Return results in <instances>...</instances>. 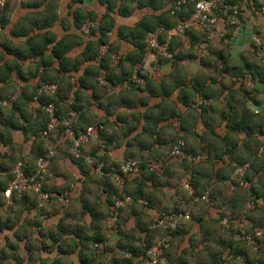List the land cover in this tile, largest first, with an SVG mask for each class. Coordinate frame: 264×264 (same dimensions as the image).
I'll list each match as a JSON object with an SVG mask.
<instances>
[{"label": "crops", "instance_id": "1", "mask_svg": "<svg viewBox=\"0 0 264 264\" xmlns=\"http://www.w3.org/2000/svg\"><path fill=\"white\" fill-rule=\"evenodd\" d=\"M147 1L133 2L125 17L113 0L110 50L102 46L94 58L93 47L87 60L82 55L99 36L104 0H8L0 7V195L18 162L52 151L47 185L55 197L43 203L32 192L13 195L9 209L0 211V264H141L139 252L162 239L168 247L161 264H264V67L255 63V39L244 47L248 38L234 36L248 22L255 25L252 9L244 7L241 26L217 17L209 32L191 28L192 45L175 40L174 59L155 62L152 55L138 58L137 47L117 36L121 27L168 13L161 0ZM101 58L111 81L104 88L96 75ZM136 66L146 80L141 88L126 81ZM71 106L79 111V131L96 122L102 130L83 145L79 163L71 158V142L42 134L50 108L60 122ZM101 138L109 144L106 170L140 163L123 188L88 164L96 161ZM180 140L186 153H206L209 160L173 159L150 178L144 165L167 157ZM241 164H249L246 189L234 177ZM189 176L195 192H210L208 203H190L183 188ZM175 207L191 212L178 231L150 229ZM113 212L117 223L109 228ZM241 230L253 233L256 248ZM125 247L139 255L126 257Z\"/></svg>", "mask_w": 264, "mask_h": 264}, {"label": "built area", "instance_id": "2", "mask_svg": "<svg viewBox=\"0 0 264 264\" xmlns=\"http://www.w3.org/2000/svg\"><path fill=\"white\" fill-rule=\"evenodd\" d=\"M8 0H0V7H4ZM250 1L251 5L256 4L261 12H264V0H163L165 5L168 6V11L171 15L176 16L183 11L185 7L192 8V14L188 20L181 21L178 20L177 24L170 30H165L163 27H158L153 31L147 33L144 40V50L146 55H152L155 62H158L160 57L167 59L172 58V54L169 52L170 43L174 38H178L181 41L183 47L190 46L188 30L191 28H200L204 32H208L213 24L216 22L217 16L216 12L222 14V16H228L229 14L233 16H238L241 13V5L246 4ZM230 15V16H231ZM139 66L135 67V71L128 78L127 82L133 88H141L146 85V80L143 76L139 74ZM97 82L101 86H107L108 83L105 79V72L100 71ZM43 90L50 89L55 91L54 87L42 88ZM0 105L2 103L0 102ZM49 114L51 116V122L48 125V129L43 133L44 136H48L59 126V120L53 116L54 109L50 108ZM79 113L72 110L70 111L67 119L65 120L64 136L71 141L70 154L73 158L79 159L82 156L83 145L89 142L91 136H95L98 132L96 127H89L84 132L75 134L74 125L78 119ZM172 125L174 123H171ZM178 128V123L175 124ZM185 142L180 140L170 149L169 155L167 157L150 159L147 162L149 171L153 174H160L165 168L169 166L173 159H186L190 163H200L206 161L208 155L206 153L202 154H186L185 152ZM109 149V144L107 140L101 138L98 142V149L96 152V159L94 162L92 159H88V164L92 167L93 172L103 176L104 175V162L103 158ZM259 156L264 159V151L260 150ZM53 158V152L49 151L45 157L38 158L36 162V171L34 176H26L23 171V165L18 162L14 168L15 178L11 181L3 193L4 201L0 205V211H7L11 206V198L13 193H22L29 190H33L38 194V198L41 202L46 203L49 200L48 193L42 192V187L46 180L49 172V161ZM249 168V164H244L238 166L235 169L234 177L238 180V186L242 188L248 187V182L245 180L246 172ZM140 172V163L136 160H127L117 167H112L109 171V175L115 180L116 185L119 188H123L126 179L129 175H137ZM191 176L187 177L183 184V188L189 192L191 196V202H209L210 192L206 190L202 195H195L193 188L190 185ZM127 202H131L129 197L126 198ZM120 205V204H118ZM190 210L178 207L176 212H163L160 213L157 219L151 224L150 229L156 230L160 229L165 232H176L179 230L180 225L183 221L189 220ZM117 223V213L113 212L108 220L109 228H114ZM243 224H247V220L243 217ZM241 236L245 239L248 244L256 248V242L247 234L245 230H241ZM259 234H256L258 236ZM168 247V242L165 239L155 242L151 247H149L143 259V264H161V259H163L164 252ZM126 257H131L132 254L127 250L125 251Z\"/></svg>", "mask_w": 264, "mask_h": 264}, {"label": "trees", "instance_id": "3", "mask_svg": "<svg viewBox=\"0 0 264 264\" xmlns=\"http://www.w3.org/2000/svg\"><path fill=\"white\" fill-rule=\"evenodd\" d=\"M119 1H120L121 4L118 7V13H119V15L125 16V17L128 16V15H130L133 12V10H134L133 5H132L133 2H137L136 7H140L141 4L144 5L143 2H142L144 0H119ZM161 1L163 2V0H161ZM104 2L106 3L107 12H106V14L103 15V17H102V19H101V21L99 23L98 31H97L99 33V36L97 37V39L94 42H91V43L88 44V46L86 48V51L82 55V57L84 59H86V60L88 59L87 56H88V54H90V52H91V50H92L93 47H95L97 49V51L95 52V57L94 58H98V56H99V52L98 51H99L100 47L107 46L108 47V50H110V46H109V43H108V33L112 31V29L114 27V24H115V21H114L112 15L110 14V12L113 11V9L115 8V3L113 2V0H104ZM147 3L149 4L150 2L147 1ZM163 4L165 5L164 2H163ZM253 7L256 8V9H260L256 4H254ZM191 14H192V8L189 6V7L183 8V11L180 12L179 14H177L176 16L171 15L169 11H168V13L163 14V15H160V16L150 15V16H147V17L142 18L133 28H125V27L119 28L118 29V32H117V36H118V38L120 40H124V41H126V42H128V43H130V44H132L134 46H136L137 47V51H138L136 54H137V57L140 58L141 56H144V54H145V50H144V40H145V37H146L147 33H149L150 31L155 30L158 27H163L165 30H170V29H172L177 24L178 20H181V21L188 20ZM92 15H93L92 13H88V14H86V17L92 19ZM230 15L231 14H229L228 16H230ZM216 16L219 17V18H223V19H227L226 17H228V16H222V14L219 13V12H216ZM237 17H238L239 20L242 19V17H240V15H238ZM187 34L189 35V40H190V43L192 45V37L190 35L191 34L190 33V30H188ZM175 40H177L178 45H180V46L182 45L180 39L174 38L172 40V42H174ZM172 42L170 43V46H169V52L171 54L173 53V50H174L173 45H171ZM173 57L174 56L172 54V58L170 60L174 59ZM162 59L163 58L160 57L159 58V61L161 62ZM164 59H166V58H164ZM166 60H168V59H166ZM102 62H103V59L100 60V63L98 65V67H97L96 75H99L100 70L105 69V67L102 64ZM105 79H106L107 83L110 84L111 81H110V79H109V77L107 76L106 73H105ZM126 81L124 79L120 83H124ZM104 87H106V86H103V88ZM72 110H74V111H76V112L79 113V111H78L77 108L71 106V108L68 109V115H69L70 111H72ZM68 115H67V117H68ZM53 116L59 119V117H58L55 109H54ZM66 119H61L60 118V124H59V126L57 127V129H55L51 133H56V135H58V136H61L62 135L63 138L65 139V141L71 142L69 139H67L64 136V129H65V126L64 125H65V120ZM97 124H98V122H96L94 124L95 127H97ZM99 127L100 126H98L97 129H98L99 135L101 136L102 130H100ZM47 129H48V126H46L44 128V131L42 132V134ZM86 129L84 131H86ZM74 131H75V134L76 135H78V133H80V132H84V131H79L77 129V127H75V125H74ZM47 153H48V151H46V152H39V153L36 151L35 152V156L33 157V161L32 162H27L26 160H21L20 161L22 163V165H23V171L26 174V176H34L35 175L36 162H37L38 158L45 157ZM186 154H188V153H186ZM71 158L76 163H79V162H83L84 161V158L83 157H81L79 159H75V158H73L71 156ZM94 158H96L97 160H99V158L96 157V156ZM52 159L49 161V166H50V163H51ZM101 159L103 160L104 157L101 158ZM180 160L188 162L186 159H180ZM207 160H209V158H207ZM262 160L264 161V159H262ZM191 164H194V163H191ZM144 168H145V170H146V172H147V174H148V176L150 178H154V177H156L158 175V174H153V173H151L149 171V168H148L147 163H146V167L144 165ZM165 170H166V168L164 169V171ZM109 171H110L109 169L106 170L104 168V173H105L106 176H108ZM105 175H103V176H105ZM14 178H15V174H14V171H13V176L10 179V182L13 181ZM247 179L248 178H247V173H246L245 180L247 181ZM189 183H190V185H191L192 188H195V185H193L192 179L190 180ZM7 187L8 186L5 185L2 188V190H1L0 205L2 204V202L4 200L3 193L5 192V190L7 189ZM239 188L245 189V188H242V187H239ZM41 191L44 192V193H48L49 200H48L47 203H50L53 199H55L54 194L48 188V185H47V177H46V180L44 182V185H43ZM29 192L34 193L35 196H36V198L39 200L38 194L35 191H33V190H29V191H26V192H22L20 194H24V193H27L28 194ZM204 192H202V193L199 194L198 192H195L194 191L195 195H202ZM15 194L17 195L19 193H13L12 194V197H14ZM176 211H178V207L173 208L170 212H176ZM246 216L248 217L247 213L244 212V218L245 219H246ZM166 233L167 234H171L169 232H166ZM172 233H174V232H172ZM250 235L255 240V236L253 235V233L252 234L250 233ZM146 245L147 246H145L143 248V250L141 252H139L140 255L137 252H134L133 248H131V247H125V251L128 250L132 254L131 258L134 257L135 255H139L141 257V259H140L141 264H143V259H144V256H145V252L153 244L147 243ZM165 252H166V250H165ZM165 252H164V254H165Z\"/></svg>", "mask_w": 264, "mask_h": 264}, {"label": "rangeland", "instance_id": "4", "mask_svg": "<svg viewBox=\"0 0 264 264\" xmlns=\"http://www.w3.org/2000/svg\"><path fill=\"white\" fill-rule=\"evenodd\" d=\"M245 6H246V9H248L247 6H250V9H252L251 10V16L254 17L255 25H253L251 21L248 22L246 24V26L243 27L239 31V33L235 32L234 36H236V34H238L237 37L240 36L239 38H248L247 41L243 42L244 47L248 46V43L250 42V40L255 39V40H253L254 41L253 44L255 46L252 47V49H254L253 54L255 55V63L256 64L259 63L260 65H262L264 67V12H261L259 9H256V8L253 9L252 5L242 4L241 5V13L239 14L240 17H242V13L245 10L244 9ZM254 15H256V16H254ZM226 18L228 19V20H226L227 26L231 25V26L237 27V26L242 25L241 24L242 21H240L237 16L231 15V16H228ZM232 23H234V24L232 25ZM236 23H238L239 25H237ZM227 26H226V32L228 34L229 32L227 29H229V27H227ZM233 30H234L233 28H232V30H230L231 35H233ZM236 52L237 51H234L232 54L235 55ZM261 150L264 151V147H261ZM153 159H156V158H153ZM167 212H170V211H167ZM190 217H191V212H190ZM150 226H151V224H150ZM161 260H163V259H161Z\"/></svg>", "mask_w": 264, "mask_h": 264}]
</instances>
